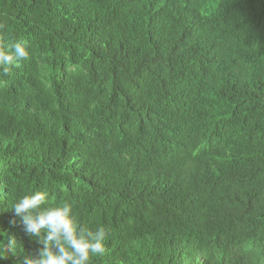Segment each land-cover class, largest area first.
I'll return each mask as SVG.
<instances>
[{"label":"trees","instance_id":"1","mask_svg":"<svg viewBox=\"0 0 264 264\" xmlns=\"http://www.w3.org/2000/svg\"><path fill=\"white\" fill-rule=\"evenodd\" d=\"M17 41L0 264L42 247L10 207L38 190L105 230L91 264H264V0H0Z\"/></svg>","mask_w":264,"mask_h":264},{"label":"clouds","instance_id":"2","mask_svg":"<svg viewBox=\"0 0 264 264\" xmlns=\"http://www.w3.org/2000/svg\"><path fill=\"white\" fill-rule=\"evenodd\" d=\"M28 58L29 51L23 41L0 48V66H12ZM4 70L7 72V67ZM10 207L21 218L24 232L42 245L38 253L26 255L22 264H91L94 257L106 252L105 230L93 231L83 225L71 203L51 202L47 190L23 195ZM3 235L0 230V236ZM17 247L14 238L7 244L0 240V260Z\"/></svg>","mask_w":264,"mask_h":264}]
</instances>
